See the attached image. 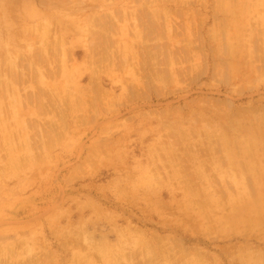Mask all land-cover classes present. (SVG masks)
Returning <instances> with one entry per match:
<instances>
[{
	"label": "rangeland",
	"instance_id": "rangeland-1",
	"mask_svg": "<svg viewBox=\"0 0 264 264\" xmlns=\"http://www.w3.org/2000/svg\"><path fill=\"white\" fill-rule=\"evenodd\" d=\"M97 2L0 0V264H264V0Z\"/></svg>",
	"mask_w": 264,
	"mask_h": 264
},
{
	"label": "bare ground",
	"instance_id": "bare-ground-1",
	"mask_svg": "<svg viewBox=\"0 0 264 264\" xmlns=\"http://www.w3.org/2000/svg\"><path fill=\"white\" fill-rule=\"evenodd\" d=\"M10 1H11V0H10ZM19 1H20V0H19ZM43 1H44V0H43ZM72 1H74V0H72ZM83 1H84V0H83ZM96 1L99 2V0H96ZM140 1H141V0H140ZM146 1H147V0H146ZM50 2H51V1H50ZM50 2H49V4L51 5ZM63 2H64V1H63ZM75 2H76V1H75ZM86 2H88V1H86ZM98 2H97V3H98ZM9 3H10V2H9ZM12 3H13V2H12ZM16 3H18V2H16ZM47 3H48V2H46V4H47ZM80 3H81V2H80ZM82 3H83V2H82ZM92 3H94V2L92 1ZM65 4H66V2H65ZM85 4H86V3H85ZM141 4H142V3H141ZM12 5H14V3H13ZM19 5H20V4H19ZM96 5H97V4H96ZM145 5H147V4L144 3V6H145ZM69 6H71V5H69ZM73 6H74V5H73ZM73 6H72V8H73ZM75 6H76V5H75ZM101 6H102V4H101ZM113 6H114V5H113ZM158 6H159V5H158ZM14 7H15V6H14ZM18 7H19V6H18ZM56 7H57V6H56ZM62 7H64V6H62ZM67 7H68V6H67ZM98 7H99V6H98ZM145 7H146V6H145ZM160 7H161V5H160ZM78 8H79V7H78ZM141 8H142V6H141ZM16 9H17V8H16ZM20 9H21V8H20ZM81 9H82V8H81ZM127 9H128V8H127ZM77 10L81 11L80 9H77ZM143 10H144V8H143ZM143 10H142V11H143ZM145 10H146V9H145ZM19 11H20V10H19ZM46 11H47V10H46ZM71 11H72V10H71ZM75 11H76V10H75ZM115 11H116V10H115ZM122 11H123V10H122ZM122 11H121V12H122ZM132 11H133V10H132ZM142 11H141V12H142ZM33 12H34V11H33ZM48 12H49V11H48ZM48 12H47V13H48ZM76 12H77V11H76ZM106 12H107V11H106ZM117 12H120V11L118 10ZM121 12H120V13H121ZM138 12H139V15H141V14H140V10H139ZM154 12H157V11L155 10ZM159 12H160V11H159ZM42 13H44V12H42ZM42 13L40 12V13H38V14H42ZM129 13H130V10H129ZM134 13H135V12H134ZM136 13H137V12H136ZM144 13H146V11H144ZM168 13H169V11H168ZM108 14H109V13H108ZM108 14H107V15H108ZM161 14H162V12H161ZM42 15H43V14H42ZM44 15H45V13H44ZM102 15H103V14H102ZM102 15H101V16H102ZM104 15H105V14H104ZM104 15H103V16H104ZM111 15H112V14L110 13V16H111ZM118 15H119V14H118ZM139 15H137V16H139ZM157 15H159V14H157ZM89 16H90V15H89ZM101 16H100V15H99V16H96V18L98 19V17H101ZM103 16H102V17H103ZM261 16L263 17V15H261ZM93 17H95V16H93ZM111 17H113V15H112ZM134 17H135V16H134ZM142 17H143V16H142ZM53 18H54V17H53ZM116 18H117V17H116ZM92 19H93V18H92ZM92 19H91V20H92ZM97 19H96L95 21H97ZM99 19H100V18H99ZM102 19H103V18H102ZM143 19H145V18L143 17ZM146 19H147V18H146ZM157 19H159V16H158ZM260 19H261V18H260ZM114 20H115V19H114ZM159 20H160V19H159ZM159 20H157V21H159ZM88 21H89V20H88ZM95 21H94V22H95ZM98 21H99V20H98ZM100 21H101V19H100ZM105 21H106V20H105ZM141 21H142V20H141ZM143 21H144V20H143ZM149 21H150V20H148V22H149ZM155 21H156V19H155ZM64 22H65V21H64ZM86 22H87V17H86ZM101 22H102V21H101ZM107 22H108V21H107ZM107 22H106V23H107ZM112 22H113V21H112ZM152 22H153V21H152ZM152 22H150V23H152ZM22 23H23V22H22ZM53 23H54V22H53ZM53 23H52V25L55 24V23H54V24H53ZM56 23H57V22H56ZM67 23H68V22H67ZM70 23H71V22H70ZM70 23H69V25H70ZM78 23H79V22H78ZM91 23H92V21H91ZM96 23H97V22H96ZM102 23H103V22H102ZM106 23H105V24H106ZM143 23H144V22H143ZM157 23H158V22H157ZM49 24H50V23H49ZM59 24H60V23H59ZM71 24H72V23H71ZM84 24H85V22H84ZM92 24H94V23H92ZM97 24H98V23H97ZM103 24H104V23H103ZM105 24H104V25H105ZM112 24H113V23H111L110 26H112ZM141 24H142V23H141ZM145 24H147V21H146V23H144V25H145ZM154 24H155V23H154ZM25 25H26V24H25ZM40 25H41V24H40ZM73 25H74V24H72L71 27H72ZM81 25H82V23H81ZM90 25H91V24H90ZM98 25H99V24H98ZM98 25H97V26H98ZM100 25H101V24H100ZM104 25H103V26H104ZM156 25H157V24H155V26H156ZM167 25H168V23H167ZM56 26H57V25H56ZM84 26H85V25H84ZM88 26H89V24H88ZM95 26H96V24H95ZM97 26H96V28H99V26H98V27H97ZM103 26L101 25V27H103ZM142 26H143V25H142ZM158 26H159V24H158ZM158 26H157V27H158ZM49 27H50V26H49ZM62 27L65 28V26H62ZM71 27H70V28H71ZM75 27H76V26H75ZM89 27H90V26H89ZM101 27H100V28H101ZM106 27H107V26H106ZM153 27H154V26H153ZM169 27H171V26L169 25ZM169 27H167V29H169ZM172 27H173V26H172ZM172 27H171V28H172ZM24 28H25V27H24ZM52 28H53V26L51 27V29H52ZM54 28H55V27H54ZM72 28H73V27H72ZM100 28H99V29H100ZM108 28H109V27H108ZM171 28H170V29H171ZM31 29H32V27H31ZM34 29H35V28H34ZM73 29H74V31H75L76 28H73ZM84 29H85V28H84ZM92 29H93V28H92ZM92 29H87V30L89 31V30H92ZM109 29H110V28H109ZM155 29H156V28H155ZM27 30H28V29H27ZM47 30H48V29H47ZM49 30H50V29H49ZM49 30H48V31H49ZM56 30H57V29H55V31H56ZM63 30H64V29H63ZM87 30H86V32H87ZM102 30H103V28H102ZM141 30H143V29H141ZM141 30H140V31H141ZM146 30H147V29H145V32L147 33V32L150 31L151 29H150V30L148 29L147 31H146ZM45 31H46V29H45ZM48 31H47V32H48ZM51 31L54 32V30H50V32H51ZM66 31H67V30H66ZM66 31H65V32H66ZM95 31L97 32V31H99V30L96 29ZM100 31H101V30H100ZM104 31L106 32V29H104ZM114 31H115V30H114ZM140 31H139V32H136V35L139 34ZM153 31L155 32V30H152V32H153ZM156 31H157V30H156ZM171 31H173V30H171ZM47 32H46V33H47ZM50 32H49L48 34H50ZM56 32H57V31H56ZM56 32H55V33H56ZM60 32H62V31H60ZM69 32H70V31H69ZM92 32H94V31L92 30ZM96 32H95V33H96ZM102 32H103V31H101V33H102ZM107 32H108V31H107ZM109 32H110V31H109ZM143 32H144V31H143ZM145 32H144V33H145ZM152 32H151V33H152ZM41 33L44 34V33H45L44 30H43V32H41ZM46 33H45V35H46ZM88 33H89V32H88ZM90 33H91V31H90ZM90 33H89V34H90ZM97 33H99V32H97ZM111 33H112V32H111ZM111 33H110V35H111ZM113 33H114V32H113ZM144 33H143V34H144ZM146 33H145V34H146ZM93 34H94V33H93ZM99 34H100V33H99ZM103 34H104V36L106 35L104 32H103ZM154 34H155V33H154ZM34 35H35V33H34ZM34 35H33V36H34ZM57 35H58V34H57ZM90 35H92V34H90ZM100 35H101V34H100ZM100 35H99V36H100ZM112 35H113V34H112ZM148 35H149V34H148ZM25 36L27 37V35H25ZM30 36H31V35H30ZM55 36H56V34H55ZM99 36H98V37H99ZM137 36H138V35H137ZM145 36H146V35H145ZM150 36H151V35H150ZM13 37H14V36H13ZM26 37H25V38H26ZM34 37H35V36H34ZM46 37H48V36H46ZM58 37H59V36H57V39H58ZM100 37H101V36H100ZM146 37H147V36H146ZM27 38H28V37H27ZM29 38H30V37H29ZM32 38H33V37H32ZM59 38H60V37H59ZM101 38H102V37H101ZM93 39H94V38H93ZM108 39H109V37H108ZM25 40H26V39H25ZM30 40H31V39H30ZM58 40H60V39H58ZM94 40H95V39H94ZM102 40H103V39H102ZM104 40H105V39H104ZM31 41H32V40H31ZM55 41H56V40H55ZM62 41H63V40H62ZM64 41H65V39H64ZM98 41H100V40H98ZM119 41H120V40H119ZM119 41H118V42H119ZM58 42H59V41H58ZM60 42H61V41H60ZM108 43H109V42H108ZM122 43L124 44V42H122ZM122 43H121V44H122ZM28 44H29V42H28ZM97 44H99V43H97ZM130 44H131V43H130ZM99 45H100V44H99ZM123 46H125V45H122V47H123ZM131 46H132V45H131ZM145 46H147V45L145 44ZM125 47H126V46H125ZM129 47H130V46H129ZM95 48H96V47H95ZM95 48H93V49H95ZM107 48H108V46H107ZM130 48H131V47H130ZM146 48H147V47H146ZM110 49H111V47H110ZM123 49L125 50V48H123ZM112 50L114 51V48H113ZM132 50H133V49H132ZM132 50H130V51H132ZM115 51H116V50H115ZM128 51H129V50H128ZM130 51H129V52H130ZM149 51H150V52L152 51V50H150V47H149ZM113 53H114V52H113ZM115 53H116V52H115ZM115 53H114V54H115ZM12 61H13V60H12ZM14 61H16V59H15ZM113 61H115V59H114ZM16 62H17V61H16ZM16 62H14V63H16ZM11 65H12V64H11ZM15 65H16V64H15ZM30 65H31V64H30ZM52 66H53V65H52ZM52 66H51V67H52ZM54 67H55V66H54ZM56 67H57V65H56ZM59 67H60V66H59ZM13 68H14V67H13ZM31 69H32V68H31ZM58 69H59V68H58ZM43 70H44V68H43ZM52 70H53V69H52ZM48 71H50V70H47V72H48ZM53 71H54V70H53ZM55 71H56V70H55ZM57 71H58V70H57ZM15 72H17V71H15ZM43 72H44V71H43ZM50 72H51V71H50ZM17 73H18V72H17ZM55 73H56V72H55ZM57 73H58V72H57ZM43 74H44V73H43ZM50 74H51L52 76L54 75V74H52V73H50ZM18 75H19V74H18ZM18 75H15V76L18 77ZM21 76H22V75H21ZM23 76H25V75H23ZM26 76H27V75H26ZM26 76H25V77H26ZM55 76H56V75H55ZM55 76H54V77H55ZM25 77H24V78H25ZM28 77H29V76H27V78H28ZM18 78H20V79H19V81H20L22 77H18ZM24 78H23V79H24ZM13 79H14V78H13ZM16 80H17V78H16ZM19 81H18V82H19ZM8 82H9V81H8ZM13 82H15V79H14ZM6 84H8V83L6 82ZM15 84H16V83H14V85H15ZM9 85L11 86V84H9ZM9 85H7V86L9 87ZM14 85H12V86H14ZM14 87H16V86H14ZM9 89H10V88H9ZM13 89H14V88H13ZM6 90H7V89H6ZM14 91H16V90L14 89ZM17 91H18V89H17ZM18 92H19V91H18ZM105 94H106V93H105ZM14 95H15V94H14ZM92 95H93V94H92ZM93 96H94V95H93ZM102 96H103V95H102ZM16 97H17V96H16ZM20 97H21V96L19 95V99H20ZM15 99H16V98H15ZM20 100H21V99H20ZM17 101H18V100H17ZM21 101H22V100H21ZM29 101H30V100H29ZM234 131H237V130L235 129ZM234 138H235V137H234ZM181 139H182V137H181ZM183 139H184V138H183ZM222 139H223V138H222ZM179 146H180V145H179ZM182 150H183V149H182ZM166 153H167V152H166ZM197 153H198V152H197ZM163 154H164V153H163ZM169 154H171V153H169ZM174 154L176 155V152H175V151H174ZM178 154H179V153H178ZM180 154H181V153H180ZM210 154H211V153H210ZM184 155H185V154H184ZM187 155H188V154H187ZM194 155L196 156V154H194ZM200 155H201V154H200ZM208 155H209V154H208ZM169 156H170V155H169ZM180 156H181V155H178V157H180ZM182 156H183V155H182ZM182 156H181V157H182ZM164 157H166V156L164 155ZM187 157H188V156H187ZM187 157H184V156H183V159H184V158L187 159ZM166 158H168V157H166ZM171 158H172V157H171ZM192 158H193V157H192ZM197 158H198V157H197ZM227 158H228V155H227L226 159H227ZM169 159H170V157H169ZM180 159H181V158H180ZM212 159H213V158H212ZM166 160H167V159H166ZM172 160H173V159H172ZM184 160H185V159H184ZM198 160H199V159H198ZM209 160H210V159L208 158V161H209ZM167 161H168V160H167ZM167 161H166V164H167ZM179 161H180V160H179ZM190 161H191V160H190ZM210 161H211V160H210ZM181 162H182V161H181ZM232 162H233V161H232ZM232 162H231V164H233ZM235 162H236V161H235ZM235 162H234V163H235ZM179 163H180V162H179ZM183 163H184V162H183ZM191 163H192V162H191ZM191 163H190V164H191ZM196 163H197V161H196ZM237 163H238V162H237ZM202 164H203V163L201 162V165H202ZM228 164H229V163H228ZM175 165H176V164H175ZM179 165H180V164H179ZM185 165H186V164H185ZM235 165H236V164L233 165L234 167L232 166L233 168H230V169H231V170H229L230 173H231L232 169L235 168ZM191 166H193V165H191ZM203 166H205V165H203ZM203 166H201V167L204 168ZM173 167H174V165H173ZM181 168H182V167H181ZM183 168H184V166H183ZM185 168H187V167H185ZM202 168H200V170H202ZM227 168H228V167H227ZM236 168H237V172H238V166H237ZM195 169H196V168H195ZM195 169H194V170H195ZM198 170H199V169H198ZM200 170H199V171H200ZM205 170H206V169H205ZM205 170L203 169L202 172L200 171L201 174H202ZM235 170H236V169H234L232 172H234ZM172 171H173V170H172ZM174 172H175V171H174ZM177 172H178V171H177ZM200 172H197V173H200ZM172 173H173V172H172ZM188 173H189V172H188ZM227 173H228V172H226V174H227ZM230 173H229V174H230ZM193 174H195V173H193ZM193 174H191L192 177H193ZM201 174H199V175H201ZM204 174H205V173H204ZM204 174H203V175H204ZM206 174H207V173H206ZM206 174L204 175L205 177H206ZM160 175H161V174H160ZM230 175H231V174H230ZM230 175H229V176H230ZM232 175H233V176H234V175L237 176L238 173L235 174V172H234V173H232ZM232 175H231V176H232ZM158 176H159V174H158ZM174 176H175V174H174ZM204 176H203V177H204ZM207 176H208V175H207ZM225 176H227V175H225ZM231 176H230V177H231ZM187 177H189V175H187ZM187 177H186V178H187ZM190 177H191V176H190ZM190 177H189V179L192 178V177H191V178H190ZM198 177H199V176H198ZM208 177H209V176H208ZM186 178H184V179H186ZM193 178H194V177H193ZM193 178H192L191 180H193ZM200 178H201V177H200ZM235 178H236V177H235ZM178 179H179V178H178ZM195 179L197 180L196 177H195ZM233 180H234V178H233ZM233 180H231V181H233ZM235 180H236V179H235ZM235 180H234V181H235ZM180 181H181V180H180ZM183 181H184V180H183ZM188 181H189V180H188ZM193 181H194V180H193ZM236 181H238V180H236ZM184 182H185V181H184ZM190 182H191V181H190ZM180 183H181V182H180ZM192 183H194V182H192ZM211 183H212V182H211ZM233 183H235V182H233ZM190 184H191V183H190ZM190 184H189V185H190ZM194 185H195V184H194ZM192 186H193V185H192ZM196 186L198 187V184H196ZM196 186H195L194 188H196ZM229 186H230V185H229ZM188 188H189V187H188ZM208 188H209V187H208ZM208 188L206 187L207 190H208ZM199 189H200V186H199ZM201 189H202V188H201ZM190 190H191V188H190ZM210 190H211V189H210ZM229 190L231 191L230 188H229ZM260 190H261V189H260ZM187 191H188V190H187ZM202 191H203V190H202ZM230 191H229V192H230ZM262 191H263V189H262ZM190 192H194V191H190ZM196 192H197V191H196ZM196 192H194V194H195L194 196H196ZM211 192H212V191H211ZM233 192H234V191H233ZM259 192H260V191H259ZM199 193H200V192H199ZM234 193H235V192H234ZM234 193L231 192V195H234ZM238 193H239V192H238ZM242 193H244V192H242ZM246 193H248V192H246ZM246 193H245V194H246ZM228 194H229V193H228ZM235 194H237V193H235ZM240 194H241V193H240ZM240 194H239V196H240ZM260 194L262 195V192H260ZM263 194H264V193H263ZM198 195H199V194H198ZM201 195H202V194H201ZM231 195H230V196H231ZM247 195L251 197L250 192H249V194H246V195H245L246 198H248ZM237 196H238V194H237ZM241 196H242V195H241ZM241 196H240V197H241ZM202 197H203V196H202ZM231 197H232V196H231ZM233 197H234V196H233ZM250 197H249V200H252V199H250ZM260 197H261V196H260ZM246 198H245V199H246ZM256 198H257V196H256ZM237 199H239V198H237ZM242 199H243V198H241V200H238V201H242ZM254 199H255V198H254ZM215 200H216V199H215ZM217 200H218V198H217ZM249 200H245V201H249ZM255 200H256V199H255ZM192 201H193V200H192ZM194 201H195V200H194ZM245 201H244V202H245ZM228 202H229V201H228ZM253 202H254V200H252V203H253ZM259 202H260V201H258V203H259ZM192 203H193V202H191V204H192ZM233 203H234V202H233ZM245 203H246V202H245ZM248 203H250V202H248ZM248 203L246 204L247 207H249V206H248V205H249ZM254 203H255V202H254ZM256 203H257V202H256ZM260 203H261V202H260ZM217 204H218V201H217L216 205H217ZM220 204H221V203H220ZM220 204H219V205H220ZM223 204H224V203H223ZM229 204H230V203H229ZM234 204H235V203H234ZM236 204H237V202H236ZM236 204H235V205H236ZM192 205H193V204H192ZM192 205H191V206H192ZM230 205H231V204H230ZM235 205H234L233 207H235ZM240 205H241V204H240ZM243 205H244V204H243ZM243 205H242V206H243ZM246 205H245V206H246ZM258 205H259V204H258ZM177 206H178V205H177ZM179 206H180V205H179ZM181 206H183V205H181ZM185 207H186V205H185ZM187 207H190V206L187 205ZM192 207H193V206H192ZM231 207H232V205H231ZM238 207H239V206H238ZM238 207H237V208H238ZM254 207H255V206H253V208H254ZM257 207L260 208V206H257ZM170 208H171V207H170ZM179 208H180V207H179ZM183 208H184V207H183ZM195 208H196V205H195ZM198 208H199V207H198ZM202 208H205V207L203 206ZM235 208H236V207H235ZM259 208H257V209H259ZM262 208H263V206H262ZM191 209H192V208H191ZM200 209H201V208H200ZM206 209H207V208H206ZM233 209H234V208H233ZM233 209H232V210H233ZM257 209H255L254 212H255ZM260 209H261V208H260ZM260 209H259V211H260ZM175 210H176V209H175ZM207 210H208V209H207ZM250 210H251V209H250ZM186 211H187V210H186ZM186 211H185V212H186ZM189 211H190V209H189ZM189 211H188V212H189ZM191 211H192V210H191ZM199 211H201V210H199ZM235 211H236V209H235ZM237 211H238V209H237ZM170 212L172 213V211H170ZM175 212H176V211H175ZM188 212H187V214H188ZM239 212H240V211H239ZM239 212H238V213H239ZM251 212H253V211H251ZM251 212H248V213H251ZM254 212H253V213H254ZM257 212H258V211H257ZM257 212H256V213H257ZM171 213H170V214H171ZM214 213H215V211H214ZM232 213H233V212H232ZM246 213H247V212H246ZM259 213H260V212H259ZM168 214H169V213H168ZM172 214H174V213H172ZM172 214H171V215H172ZM208 214H209V213H208ZM215 214H217V213H215ZM236 214H237V213H236ZM239 214H241V213H239ZM254 214H255V213H254ZM192 215H195V214H192ZM206 215H207V214H206ZM212 215H213V214H212ZM226 215H227V214H226ZM229 215L231 216V214H229ZM229 215H228L227 217H229ZM234 215H235V214H234ZM251 215H252V213H251ZM251 215L249 214V216H251ZM255 215H256V214H255ZM258 215H259V214H258ZM189 216H190V215H189ZM209 216H210V214H209ZM239 216H240V215H239ZM239 216H238V217H239ZM247 216H248V214H247ZM249 216H248V217H249ZM252 216H253V215H252ZM260 216H261V215H260ZM260 216H258V217L256 216V220H257V218H259ZM192 217H193V216H192ZM215 217H216V215H215ZM215 217L212 216V218H215ZM225 217H226V216H225ZM231 217H232V216H231ZM231 217H230V219H231V220H234V219H232ZM242 217H243V216H241L240 218L242 219ZM253 217H255V216H253ZM253 217H252V218H253ZM190 218H191V216H190ZM204 218H206V217L204 216L203 219H204ZM221 218H222V217H221ZM234 218H237V217L235 216ZM245 218L249 220L250 217H249V218L244 217V218L242 219L243 222H244V219H245ZM252 218H251V219H252ZM201 219H202V218H201ZM208 219H209V218H208ZM215 219H216V221H217V219L220 220V217H218V218L216 217ZM227 219L230 220L229 218H227ZM238 219H239V218H238ZM238 219H236V220H238ZM241 219H239V220H241ZM261 219H262V218H260V220H261ZM185 220H187V219H185ZM190 220H191L190 222H193L192 219H190ZM199 220H200V219H199ZM199 220H198V222H199ZM210 220H212V219H210ZM236 220H234L233 223H235ZM256 220H253V222H257ZM179 221H180V220H179ZM188 221H189V220H188ZM188 221H187V223H188ZM201 221H202V220H200V222H201ZM208 221H209V220H208ZM212 221H214V219H213ZM212 221H211V222H212ZM216 221H214V222H216ZM242 221H238V222H236V223L241 224L240 222H242ZM249 221L252 222V220H249ZM185 222H186V221H185ZM185 222H184V223H185ZM190 222H189V224H192V226H193V223H194V222H193V223H190ZM200 222H199V223H200ZM205 222H206V221H205ZM218 222H219V221H218ZM218 222H217V223H218ZM223 222H224V221H223ZM227 222H228V221H227ZM229 222H230V221H229ZM243 222H242V225L244 226ZM245 222H247V220H246ZM245 222H244V223H245ZM253 222H252V223H253ZM262 222H263V221H262ZM111 223H112V222H111ZM184 223H183V224H184ZM199 223H198V225H199ZM212 223H213V222H212ZM233 223H231V222H230V223H226V222H225V225H224V224H223V225L226 226V224L229 225V224H233ZM113 224H114V227H115V226L117 227V225H115L116 223H113ZM200 224H201V223H200ZM209 224H210V223H209ZM209 224H207V225H209ZM220 224H221V223H219V225H220ZM180 225H181V224H180ZM184 225L187 226L188 224H184ZM195 225L197 226V224H195ZM195 225H194V227H195ZM205 225H206V223H205ZM213 225H214V224H213ZM213 225H209V226H212V227L214 228ZM242 225H241V226H242ZM254 225H256V224H254ZM111 226H112V225H111ZM129 226H130V225H129ZM202 226H203V225H202ZM215 226L217 227V224H216ZM233 226H234V225H233ZM233 226H231V227H233ZM235 226H238V225H235ZM239 226H240V225H239ZM239 226H238V227H239ZM246 226H247V225H246ZM112 227H113V226H112ZM130 227H131V226H130ZM132 227H133V226H132ZM194 227H193L192 229H194ZM198 227H199V229L202 228L201 226H198ZM216 227H215V228H216ZM219 227H220V226H219ZM219 227H217V229H218ZM229 227H230V226H229ZM231 227H230V228H231ZM247 227H248V226H247ZM118 228H119V227H118ZM118 228H116V229H118ZM181 228H182V227H181ZM195 228H196V227H195ZM203 228H204V226H203ZM206 228H207V227H206ZM206 228H205V229H206ZM208 228H211V227H208ZM208 228H207V230H208ZM220 228H221V227H220ZM225 228H226V227H224L223 229H225ZM251 228H253V227L251 226ZM83 229H84V228H83ZM86 229H87V228H86ZM86 229H84V230H86ZM129 229H130V228H128V230H129ZM133 229H135V228L133 227ZM133 229H130V230L132 231ZM233 229H236V230H237L238 228H233ZM239 229H240V230H238V231H241V227H239ZM247 229H248V228H246L245 230H247ZM249 229H250V228H249ZM87 230H88V229H87ZM87 230H86V231H87ZM112 230L114 231V228H113ZM119 230H120V229H119ZM135 230H136V229H135ZM140 230H141V229H140ZM190 230H191V229H190ZM196 230H197V229H196ZM225 230H226V229H225ZM225 230H224V232H223L225 235H227V234H228V235H229V234H234L235 231H236V230H234L233 233H230V232H229V233L226 234V233H225ZM227 230H229V229H227ZM243 230H244V229H243ZM243 230H242V231H243ZM82 231H83V230H82ZM115 231H116V230H115ZM186 231H187V230H186ZM194 231H195V230H194ZM194 231H193V232H194ZM197 231H200V230H197ZM197 231H196V232H197ZM204 231H205V230H204ZM210 231H213L212 228H211ZM219 231L222 233L223 230L220 229ZM219 231H216V232H219ZM232 231H233V230H232ZM238 231H236V232H238ZM78 232L80 233L81 230L78 231ZM84 232H85V231H84ZM87 232H88V231H87ZM87 232H86V233H87ZM89 232H90V231H89ZM120 232L122 233L121 230H120ZM133 232L135 233L136 231H133ZM133 232H132V233H133ZM142 232H143V230H142ZM190 232H191V231H190ZM213 232H214V231H213ZM213 232H211V233H213ZM216 232H214V235H215V236H216V234H215ZM250 232H251V231H250ZM79 233H78V234H79ZM106 233H107V232H106ZM116 233H119V232H116ZM124 233L126 234V231H125ZM124 233H122V234H124ZM129 233H131V232H129ZM186 233H187V232H186ZM201 233H202V231H201ZM209 233H210V232H209ZM211 233H210V234H211ZM221 233H218V234H221ZM239 233H240V232H239ZM242 233H243V232H242ZM242 233H240V234H242ZM246 233H248V232H246ZM71 234H73V233H71ZM91 234H92V232H91ZM91 234H90V235H91ZM101 234H102V233H101ZM195 234H196V233H195ZM197 234H198V233H197ZM73 235H74V234H73ZM79 235H80V234H79ZM81 235H83V234H81ZM104 235H105V234H104ZM127 235H128V234H127ZM135 235H136V234H135ZM142 235H143V237H145L144 234H142ZM145 235H146V234H145ZM157 235H158V234H157ZM159 235H161V234H159ZM234 235H235V234H234ZM246 235H247V234H246ZM249 235H250V234H249ZM93 236H94V235H93ZM138 236H139V235H138ZM140 236H141V234H140ZM155 236H156V234H155ZM229 236H230V235H229ZM231 236H232V235H231ZM243 236L245 237V234H244ZM89 237H90V236H89ZM143 237H142V238H143ZM152 237H153V236H152ZM160 237H163V239H164L165 236H160ZM166 237H167V236H166ZM210 237H211V236H210ZM251 237H252V235H251ZM100 238H101V237H100ZM100 238H99V239H100ZM108 238H109V237H108ZM121 238H122V237H121ZM135 238H137V237H135ZM145 238H147V237H145ZM174 238H175V237H174ZM174 238H173V239H174ZM216 238H218V235L216 236ZM247 238H249V237H247ZM252 238H255L254 234H253V237H252ZM77 239H78V238H77ZM110 239H111V238H110ZM110 239H109V240H110ZM147 239H149V238H147ZM155 239H156V237H155ZM157 239H158V237H157ZM160 239H161V238H160ZM167 239H168V238H167ZM167 239H166V240H167ZM183 239H184V238H183ZM211 239H212V238H211ZM258 239H259V238H258ZM83 240H84V239H83ZM109 240H108V241H109ZM125 240H126V239H125ZM125 240H124V241H125ZM151 240H152V239H151ZM168 240L170 241V239H168ZM168 240L166 241L167 243H166V242L164 243V240L161 241V242H163V245H162V246L164 247V245H165V247H166V248H165L166 251H167V249L170 248L171 245H173V244H172V243H173V242H172V239H171V242H172V243H170ZM174 240H175V239H174ZM179 240H180V239H179ZM115 241H116V240H115ZM115 241H114V242H115ZM119 241H121V239H120ZM124 241H121V242H123V245H124ZM142 241H143V240H142ZM142 241H141V242H142ZM144 241H145V240H144ZM146 241H147V240H146ZM153 241H154V240H153ZM156 241H157V240H156ZM182 241H183V240H181V242L178 243V244H181ZM184 241H185V240H184ZM109 242L111 243V241H109ZM114 242H113V243H114ZM117 242H118V241H117ZM117 242H116V243H117ZM121 242H120V243H121ZM125 242H126V241H125ZM148 242H149V240H148ZM148 242H147V243H148ZM168 242L170 243V245H168V244H169ZM95 243H96V242H95ZM95 243H94V244H95ZM97 243H98V242H97ZM102 243H106V241H104V242H102ZM113 243H112V244H113ZM145 243H146V242H145ZM151 243H152V241H151ZM112 244H111V245H112ZM118 244H119V243H118ZM118 244H117V245H118ZM140 244H141V243H140ZM153 244H154V243H153ZM159 244H160V243H159ZM166 244H167L168 247L166 246ZM174 244H175V243H174ZM178 244L176 243V245H173V246H176L175 248H179V247H177V246H179ZM92 245H93V244H92ZM104 245H105V244H104ZM107 245H108V243H107ZM121 245H122V244H121ZM148 245H149V244L146 245V248H147ZM182 245H183V244H182ZM95 246H96V245H95ZM98 246H101V244L98 245ZM98 246H97V247H98ZM102 246H103V245H102ZM105 246H106V245H105ZM105 246H104V247H105ZM119 246H120V244H119ZM119 246H118V247H119ZM124 246H126V245H124ZM134 246H135V245H134ZM143 246L145 247V245H143ZM151 246H152V245H151ZM158 246H159V245H158ZM158 246H157V247H158ZM196 246H197V245H196ZM1 247H2V246H1ZM93 247H94V246H93ZM114 247H116V248H114ZM118 247H117L116 245H115V246L113 245V249H117V250H118ZM127 247H128V246H127ZM135 247H136V246H135ZM180 247L182 248V246H180ZM183 247H185V245H183ZM194 247H195V246H194ZM13 248H14V247H13ZM122 248H123V247H122ZM129 248H130V247H129ZM175 248L172 247V248H171L172 251H173ZM185 248H186V247H185ZM198 248H199V247H197V250H202V249H198ZM200 248H201V247H200ZM230 248L233 249L232 246H231ZM234 248H235V246H234ZM2 249H3V247H2ZM18 249H19V248H18ZM126 249L128 250V248H126ZM159 249H160V248H159ZM179 249H180V248H179ZM179 249L176 250L175 254L173 253V255H174L173 260H175L174 262L177 261L176 259L181 258V256L185 257V255H186V253L183 254V255H181L182 253H180V254H179V257L177 256V258L175 259V256L179 253V252H177ZM183 249H184V248H182V250H183ZM188 249H190V247H189ZM193 249H194V248H192L191 251H190V250H188V251H190V253H191V252L193 251ZM235 249H237V248H235ZM8 250H10V248H9ZM12 250H13V249H12ZM129 250H130V249H129ZM133 250H134V249H133ZM147 250H148V248H147ZM151 250L153 251V249H151ZM151 250H150V248H149V252H150ZM155 250H156V249H155ZM160 250H161V249H160ZM182 250H181V251H182ZM195 250H196V249H195ZM227 250H228V248H227ZM259 250H260V249H259ZM115 251H116V250H115ZM118 251H119V250H118ZM118 251H116V252L118 253ZM152 251H151L150 253H152ZM158 251H159V250H156V251H154V252H155V253H156V252L158 253ZM162 251H164L163 253L165 254V250H162ZM169 251H171V250H169ZM169 251L166 252V253H167V254H168V253H171V252H169ZM183 251H185V250H183ZM230 251H231V250H230ZM261 251H262V250H261ZM1 252H2V250H1ZM10 252H12V251H10ZM10 252H9V253H10ZM100 252H102V247H101V251H100ZM103 252H104V250H103ZM124 252L127 253L126 250H125ZM143 252H145L144 249H143ZM185 252H186V251H185ZM194 252H196V254H194V255L192 254L194 257L191 258V259H189V262H190V263H192V262L194 261L193 259H195V258L197 257L196 255H197V253H199L200 251H198V252H197V251H194ZM194 252H193V253H194ZM228 252H229V250H228ZM236 252H238V251L236 250ZM236 252H235V253H236ZM9 253H8V255H9ZM117 253H115V254H117ZM122 253H123V252H122ZM122 253H121L120 255H124V254H122ZM146 253H148V252H146ZM155 253H153L154 255H152V254H149V255H152L151 257L154 256V257L156 258V254H155ZM161 253H162V252H160V254H161ZM183 253H184V252H183ZM202 253H203V252H202ZM207 253H208V252H207ZM232 253H233V251H232ZM251 253H252V252H251ZM89 254H90V253H89ZM113 254H114V253H113ZM118 254H119V253H118ZM130 254H131V253H130ZM158 254H159V253H158ZM171 254H172V253H171ZM187 254H188V252H187ZM203 254H205V251H204ZM203 254H202V255H203ZM1 255L4 256L3 253H1ZM10 255H11V254H10ZM120 255H118V256H120ZM127 255H129V254H127ZM143 255H144V254H143ZM149 255L146 254L145 256L148 258ZM162 255H163V254H162ZM188 255H189V256H187V257L190 258V255H191V254H188ZM202 255H200V256H202ZM205 255H206V254H205ZM205 255H203V256H205ZM207 255H209V254H207ZM11 256H12V255H11ZM171 256H172V255H171ZM171 256H169V257L172 258ZM195 256H196V257H195ZM203 256H202V257H203ZM210 256H211V254H210ZM216 256L218 257V255H216ZM228 256H229V255H228ZM251 256H252V255H251ZM1 257H2V256H1ZM120 257H122V256H120ZM137 257H138V256H137ZM137 257H135V260H136ZM142 257H143V256H142ZM151 257H150V259H152V261H153V258H151ZM158 257H159V256L157 255V258H158ZM165 257H166V256H165ZM183 257H182V259H185V258H186V257H185V258H183ZM191 257H192V256H191ZM217 257H216V258H217ZM232 257H233V256H232ZM234 257H236V256H234ZM254 257H255V256H254ZM3 258H4V257H3ZM111 258L113 259V256H111ZM114 258H115V257H114ZM125 258H126V257H125ZM128 258H129V257H128ZM128 258H127V260H128ZM159 258H160V257H159ZM161 258H162V256H161ZM199 258H200V259H204L205 257L201 258V257H199V255H198V258H197V259L200 260ZM207 258H208V257H207ZM236 258H237V257H236ZM236 258H233V259H236ZM1 259H2V258H1ZM120 259H121V258H119L118 260H120ZM132 259H134V258H132ZM150 259H148V261H150ZM164 259H165V258H164ZM166 259H167L168 261H171V260H172V259L170 260V259L168 258V256H167ZM197 259H196V261H197ZM208 259H209V258H208ZM231 259H232V258H231ZM135 260H134V261H135ZM144 260H145V259H144ZM155 260H156V259H155ZM158 260H159V259H158ZM179 260H180V261H179ZM179 260H178L179 263H176V264H180L181 259H179ZM186 260H188V258H187ZM186 260H185V261H186ZM190 260H193V261H190ZM206 260H207V259H206ZM206 260L204 259L205 264H209V263H207V261H209V260H207V261H206ZM216 260H217V259H216ZM216 260H214V261H216ZM122 261H123V259H122ZM131 261H132V260H131ZM131 261H130V263H131ZM136 261L138 262V258H137ZM139 261L141 262V260H139ZM148 261L146 262V264H148ZM178 261H177V262H178ZM202 261H203V260H201V264H202ZM204 261H203V262H204ZM211 261H213V260H211ZM214 261H213V262H214ZM116 262H117V261H116ZM124 262H125V261H124ZM157 262H158V261H157ZM172 262H173V261H172ZM187 262H188V261H187ZM187 262H186V263H187ZM189 262H188V263H189ZM198 262H199V261H198ZM209 262H210V261H209ZM216 262H217V261H216ZM220 262H221V261H220ZM220 262H217V263L220 264ZM122 263H123V262H122ZM128 263H129V262H128ZM134 263H135V262H134ZM154 263H155V261H154ZM170 263H171V262H170ZM170 263H169V264H170ZM181 263H182V262H181ZM183 263H184V262H183ZM186 263H185V264H186ZM196 263H197V262H196ZM222 263H223V262H222ZM222 263H221V264H222ZM32 264H33V263H32ZM34 264H35V263H34ZM110 264H111V263H110ZM112 264H113V262H112ZM114 264H118V262H117V263H114ZM132 264H133V263H132ZM137 264H138V263H137ZM141 264H142V263H141ZM143 264H145V263H143ZM158 264H160V263L158 262ZM173 264H174V263H173ZM192 264H193V263H192ZM198 264H200V262H199ZM210 264H211V263H210Z\"/></svg>",
	"mask_w": 264,
	"mask_h": 264
}]
</instances>
